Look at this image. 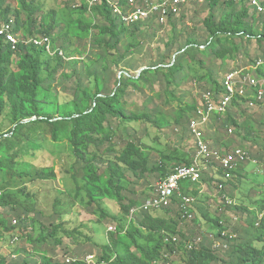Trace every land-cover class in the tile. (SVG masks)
I'll return each instance as SVG.
<instances>
[{"label":"rangeland","instance_id":"374dc122","mask_svg":"<svg viewBox=\"0 0 264 264\" xmlns=\"http://www.w3.org/2000/svg\"><path fill=\"white\" fill-rule=\"evenodd\" d=\"M86 2L87 0H36L34 7L37 12L32 17L33 26L35 32L46 31L56 21L53 36L57 44L70 51L74 50L76 61L69 59L63 73L58 74L57 80L52 84L61 105L82 103L86 90L94 95L101 87L103 93L112 94L124 72L128 77L138 78L152 66L151 72L137 83L124 78L120 87L125 92L120 95L123 106L129 113L149 114L154 123L125 124L109 116L107 126L112 131L113 141H101L90 149L101 157L100 172L107 179L109 160H115L129 142H143L147 146L149 169L153 171L143 177L140 172L123 170L127 176L123 182L125 194L130 201L143 202L153 193L154 186L162 178V174L155 168L163 163L167 171H170L174 166L180 165L177 160L165 161L164 156L187 154L193 160L195 142L188 129L190 113L178 120L181 108L185 105H198L201 95L213 87L214 80L221 82L231 71L249 70L254 60L264 58V42L245 36L211 39L204 25L205 18L209 15V7L205 3L189 7L181 16L169 20L165 25L153 24L137 31L132 38L138 44L134 53H126L132 30L123 37L118 49L113 51L99 43L103 36L98 30L90 38L76 35V22L83 17L74 8H81ZM235 9L236 12H241L240 7ZM54 10L58 12L55 20L50 13ZM248 11L249 17L245 22L252 24L254 33L258 35L263 29V20L254 10ZM224 13L222 8L217 9V22ZM7 17H18L24 27L29 25L28 13L20 0L3 2L0 23ZM85 17L94 19L92 14ZM95 23L100 27L105 24L100 16L96 17ZM189 40L196 45L189 44ZM222 52H225L224 56L219 54ZM168 56L173 57L176 69L156 72L153 66L167 60ZM17 62L18 57H13L6 65L7 73L17 71ZM164 66L161 65L162 68ZM232 112L245 130L239 133L234 127L224 124L226 115L215 118L206 132L211 144L219 149L244 148L258 164L242 165L222 191L214 186L213 170L209 171L200 185L201 192L193 196V219H180L175 209L168 212L167 216L183 236L195 235L204 226L208 227L209 219L221 217L237 233L240 245L258 247L263 244L262 241H256V237L262 232L257 225L260 221L258 215L262 217L264 214V111L243 106ZM229 128L233 129V134L228 133ZM12 130L19 132V136L10 138L6 157H0L7 166L4 169L0 165V214L7 220L9 227L15 224L20 213L29 217L23 227L17 230L11 228L0 241V248L7 252L9 263H22L28 258L33 260L43 253L60 260L66 254L84 258L90 253H96L100 257L111 238L118 237L117 233L112 235L109 232V227L118 225L124 218V213L116 199L103 203V208L107 211L105 214L99 205L88 204L86 200L77 197L79 182L85 175V163L74 157L70 139L71 124H60L56 141L50 125H15L10 110H7L0 117V135ZM43 168H54L57 179L39 180L37 176ZM224 195L232 199L235 205L233 203L232 206L225 207ZM141 219L142 217L138 218L135 224H139ZM67 220L80 227L84 236L78 239L66 237L63 243H58L53 238L38 240L40 231L48 232L53 224ZM12 230L21 236L17 242L13 241ZM29 231L34 242L26 239ZM119 250L123 253L127 251L121 247ZM132 250L139 253L137 247H132ZM172 261L174 264H182L178 257Z\"/></svg>","mask_w":264,"mask_h":264},{"label":"trees","instance_id":"16d2710c","mask_svg":"<svg viewBox=\"0 0 264 264\" xmlns=\"http://www.w3.org/2000/svg\"><path fill=\"white\" fill-rule=\"evenodd\" d=\"M5 0H0V8ZM36 0H20L24 10L28 13L27 21L29 25L24 27L19 18L15 19V32L19 36V43L16 50H12L11 45L3 38L0 39V117L3 116L7 110H10L13 123L20 126H38L41 124H48L51 126L54 139L57 141L59 135V126L61 123H70V139L71 148L73 149L74 157L85 163V175L79 182L77 197L86 200L88 204L99 205L101 209L107 214L103 203L109 199H116L120 202L124 218L118 223L119 231L117 238H111V242L104 246V253L98 258L105 260V264H153L154 260L162 258V253L172 251V245H165L163 243V233H174L183 236L182 232H178L168 212L175 209L178 212V203L180 195L176 194L174 203L171 207L165 209H154L148 212H142L132 218V208L141 204L136 200L130 201L125 194L126 187L123 184L127 178L123 172L128 169L135 173L140 172L141 176H146L152 169H149V155L146 154V145L142 142L137 144L135 141L129 142L122 151H120L115 160H109V176L107 179L101 175L99 161L101 157L95 152H91V146L99 142L113 141V134L107 124L109 123V116L118 119L125 124L146 123L153 124L152 117L149 114H131L123 106L120 93H124L125 89L121 88L123 79L127 78L131 83H137L144 79L146 74L151 72L152 66L141 76L128 77L125 72L122 78L118 81V86L112 94H105L102 88H98L96 93L91 94L88 90L85 91V98L82 103H65L60 104V98L52 84L57 80V76L63 73L64 68L67 67L69 59H74V50L70 51L65 46L61 48L65 51V56L57 54L55 56L49 54L46 48L37 47L34 44L27 45L24 43L25 39L31 37L37 38L40 36H50L53 38L55 46L57 40L54 38V24H51L48 30L35 32L32 17L36 14L37 9L34 7ZM209 7V15L205 18L204 25L206 32L211 36V39H218L220 37L232 38L236 36H245L248 38H256L260 43L264 42V14H258L263 20L262 31L256 35L252 24H246L245 19L249 17L250 8L245 3H223L219 0H211L207 3ZM264 4V1H263ZM236 7L241 8V12H236ZM218 8L224 10L222 18L217 22L216 11ZM75 12H79L83 19L76 22V35L80 38H90L91 35L98 30L103 38L99 41L104 47L116 51L122 43L123 37L132 30L130 35V43L126 47V53H134L137 49V40L132 39L137 31H141L145 27H149L156 22H141L132 25H125L121 23L112 13L108 4L97 6L90 12L88 0L81 8H74ZM51 16L54 18L57 15V10L51 11ZM92 14L94 19H87L85 16ZM100 16L105 24L100 27L96 22V17ZM11 18H5L1 24L8 22ZM176 25V22L174 23ZM106 37V38H105ZM189 44L196 45L194 41L189 40ZM205 50V48H203ZM118 53L120 51L118 50ZM118 53H116L118 55ZM222 56L225 52L219 53ZM13 57H18L17 71L7 73L6 65L11 62ZM77 59V58H76ZM167 60H162L159 64L153 66L155 71L159 70H174L177 65L173 63V57L168 56ZM260 59V58H258ZM254 60L253 64L258 60ZM264 59V58H263ZM71 60V61H72ZM161 65H165L163 68ZM160 66V67H159ZM259 78L264 79V65L260 66L256 71ZM224 80V79H223ZM223 80L221 82L214 80V85L209 90L215 91L220 96L224 93ZM207 91V90H206ZM237 104V102H235ZM197 110V105H185L181 108L178 120L190 113L191 119ZM24 122H27L25 124ZM224 124L231 125L242 133L245 128L238 123L232 113L227 114V120ZM16 130L10 133L0 135V157L3 159L7 155L9 149L10 138L19 136ZM12 135V137H7ZM165 161L177 160L180 165H190L192 159L187 154L164 156ZM0 165L4 169L7 168L4 161L0 159ZM178 166H174L172 170L167 171L166 166L161 163L156 171L162 175L160 180L166 178ZM240 168L234 173L237 174ZM37 178L43 181L56 180L57 174L54 168H43ZM159 180V181H160ZM231 182V181H230ZM199 185L190 183L182 184V194L198 195ZM2 200V198H1ZM130 201V202H129ZM3 202V201H2ZM0 204L1 201H0ZM251 210V208H249ZM162 211V212H159ZM164 213V214H162ZM20 213L18 215L19 224L8 226L7 220L0 214V241L3 239L4 233L11 230H17L23 227L28 216ZM141 215V216H140ZM139 224H135L140 217ZM257 224L261 228V233L256 237V241H262L258 247L240 245L237 237L236 241L231 245L228 251L217 252L211 248L208 242L200 245L196 249H187L184 243L178 248V258L182 264H209L210 262H217L218 264H262L264 258V214L259 217ZM220 217L209 219L208 227L204 229L215 230L221 227L219 224ZM12 230V233L14 232ZM20 234L13 233V241ZM112 235H115L112 232ZM27 240L34 242L31 231L27 234ZM84 236V231L80 227H76L71 223V220L61 221L52 225L48 232L40 231L38 237L39 241H46L53 238L58 243H63L66 237L80 238ZM21 238V236H20ZM126 249L123 253L119 248ZM132 247H137L139 253L132 250ZM38 254V253H36ZM0 264H10L7 252L0 248ZM17 264H87L84 260H77L74 262H67L64 259H55L43 253L33 260L25 259L22 263ZM174 264V263H173Z\"/></svg>","mask_w":264,"mask_h":264},{"label":"built area","instance_id":"2783aa9c","mask_svg":"<svg viewBox=\"0 0 264 264\" xmlns=\"http://www.w3.org/2000/svg\"><path fill=\"white\" fill-rule=\"evenodd\" d=\"M211 0H88L90 12L97 6L108 4L113 15L123 24L132 25L141 22H156L165 25L169 20L181 16L187 9L194 5H200ZM223 3H245L247 7L264 14V4L261 0H219ZM3 38L16 50L19 36L15 32V19L0 26V39ZM27 45L34 44L37 47L46 48L49 54L65 56V51L55 46L50 36L31 37L25 39ZM264 65V59H258L251 68L229 72L223 80L224 93L218 96L215 91L207 90L201 95L200 103L197 105L195 115L189 120L188 129L195 142L193 160L190 165L178 166L166 178L157 182L153 193L140 205L132 208V218L142 212L154 209L169 208L174 203L176 194L180 195L178 205L179 217L183 220H192L194 215L191 205L194 202L192 194H182V184L190 183L201 185L204 176L213 170V183L218 189L225 190L228 182L232 181L234 173L244 164H258L244 148L236 147L228 150L214 147L206 134L215 118L227 116L232 110L243 106L252 110L264 111V79L259 78L255 71ZM237 102V104H235ZM233 115V114H232ZM236 118V117H235ZM237 119V118H236ZM227 120V118H226ZM225 120V121H226ZM238 121V120H237ZM225 123V122H224ZM239 123V122H238ZM240 124V123H239ZM231 126V125H230ZM233 127V126H232ZM229 134L233 129L229 128ZM263 171V170H262ZM264 174V171H263ZM225 207L234 203L232 199L224 195ZM235 205V203L233 204ZM221 208H219V211ZM263 216V215H262ZM237 220V217L235 218ZM15 225L20 222L14 221ZM219 224L215 230L201 228L195 235H184L174 233H163V243L172 245V251L162 253V258L154 260L153 264H173V259L178 257L181 243L187 249H196L208 242L217 252L228 251L237 239V233L227 225L220 217ZM118 225H111L109 232L117 233ZM20 240L18 235L15 242ZM65 259L71 263L79 259L87 264H105V260H99L96 253H90L84 258L66 254Z\"/></svg>","mask_w":264,"mask_h":264},{"label":"crops","instance_id":"0c3cea01","mask_svg":"<svg viewBox=\"0 0 264 264\" xmlns=\"http://www.w3.org/2000/svg\"><path fill=\"white\" fill-rule=\"evenodd\" d=\"M199 188L201 189V186L199 185ZM199 192H201V190H199Z\"/></svg>","mask_w":264,"mask_h":264}]
</instances>
